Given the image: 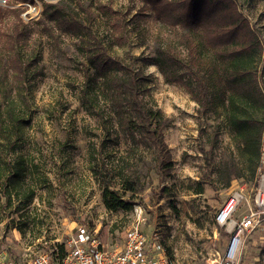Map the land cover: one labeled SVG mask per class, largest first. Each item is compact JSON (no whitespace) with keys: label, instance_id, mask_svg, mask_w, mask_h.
<instances>
[{"label":"trees","instance_id":"obj_1","mask_svg":"<svg viewBox=\"0 0 264 264\" xmlns=\"http://www.w3.org/2000/svg\"><path fill=\"white\" fill-rule=\"evenodd\" d=\"M9 1L10 8L0 7V207L15 198L31 202L49 184L23 150L28 92L45 77L47 50L52 57L77 63L82 78L71 87L80 107L104 133L99 147L90 145L91 157L109 158V144L126 145L117 168L101 172L107 181L102 192L106 209L134 211L144 155L152 154L161 178L170 176L173 160L164 131L171 121L153 100L144 72L134 68L135 57L113 53L114 47L128 43L129 29L143 46L151 44L147 59L167 84L184 88L199 114L218 113L230 129L238 156L222 162L217 183L227 189L234 179L256 182L264 154V90L258 70L264 47L235 0H137L152 11L155 33L139 23L146 18L144 10L128 18L100 0L43 3L41 17L29 23L17 5L34 0ZM93 171L99 172L95 167ZM204 185H198L197 194L204 192ZM161 193L170 196L171 188ZM64 251L60 247V257Z\"/></svg>","mask_w":264,"mask_h":264},{"label":"rangeland","instance_id":"obj_2","mask_svg":"<svg viewBox=\"0 0 264 264\" xmlns=\"http://www.w3.org/2000/svg\"><path fill=\"white\" fill-rule=\"evenodd\" d=\"M100 1L110 3L128 18L144 10L137 0ZM235 2L264 47V0ZM144 13L146 18L139 20L141 27L155 33L158 25L152 11ZM64 42L70 44L69 38ZM150 50L151 44L143 46L140 37L129 29L128 43L114 47L113 53L123 56L130 52L135 57L134 68L144 72L153 100L171 121L164 131L173 160L170 176L161 178L152 154L144 155L138 168L141 190L133 197L134 211L106 209L102 192L107 181L101 172L117 168L119 158L126 155V145L109 144V158L91 157L90 145L99 147L104 133L99 122L80 107L71 87L82 78L76 71L77 63L68 61V57H52L47 50L45 77L28 92L29 120L23 132V150L37 164L39 173L48 176L49 184L38 190L31 202L15 198L12 204L0 207V259L27 264L37 254H58L79 226L87 228L109 249L119 248L126 232L138 223L140 210V229L154 236L178 264H207L223 256L229 235L216 224V215L237 189H244L253 199L255 183L246 177L234 179L227 189L217 183L222 162L238 156L230 129L218 113L205 117L199 114L198 105L184 88L167 84L147 59ZM258 70L264 90V52ZM94 167L99 170L97 174ZM118 184L116 180L117 188ZM199 184L204 185L202 194L196 193ZM164 187L171 188L170 196L161 193ZM246 212L244 203L235 218L240 219ZM241 264H264V225L246 239Z\"/></svg>","mask_w":264,"mask_h":264},{"label":"built area","instance_id":"obj_3","mask_svg":"<svg viewBox=\"0 0 264 264\" xmlns=\"http://www.w3.org/2000/svg\"><path fill=\"white\" fill-rule=\"evenodd\" d=\"M59 0H34L33 3L17 5L24 9L22 18L26 23L38 20L42 14L43 3H55ZM8 0H0V7L9 8ZM255 197L250 198L244 189L235 190L223 207L218 211L216 224L224 228L229 241L223 256L207 264H241L242 251L246 239L264 225V154L262 166L255 182ZM247 212L237 219L242 204ZM138 211V210H137ZM143 212L138 211V222L129 229L123 245L109 249L100 239L91 234L84 226H79L65 246L64 254H37L27 264H178L170 258L165 248L154 236L147 235L139 227ZM0 264H18L12 260L0 259Z\"/></svg>","mask_w":264,"mask_h":264}]
</instances>
